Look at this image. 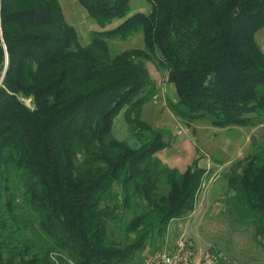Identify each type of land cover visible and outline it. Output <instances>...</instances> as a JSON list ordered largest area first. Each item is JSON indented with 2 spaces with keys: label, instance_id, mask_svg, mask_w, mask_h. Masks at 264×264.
Returning <instances> with one entry per match:
<instances>
[{
  "label": "trees",
  "instance_id": "obj_1",
  "mask_svg": "<svg viewBox=\"0 0 264 264\" xmlns=\"http://www.w3.org/2000/svg\"><path fill=\"white\" fill-rule=\"evenodd\" d=\"M132 1L78 0L99 26L83 45L59 0H0V264H55L54 251L140 264L195 211L209 170L159 157L169 130L142 118L157 94L147 62L166 71L169 107L187 123H263L264 0ZM136 30L145 46L113 55L106 39ZM123 109L137 145L114 133ZM227 175L236 222L264 246V150Z\"/></svg>",
  "mask_w": 264,
  "mask_h": 264
},
{
  "label": "rangeland",
  "instance_id": "obj_2",
  "mask_svg": "<svg viewBox=\"0 0 264 264\" xmlns=\"http://www.w3.org/2000/svg\"><path fill=\"white\" fill-rule=\"evenodd\" d=\"M59 1L67 20L81 36V43H90L99 29L96 21L78 0ZM131 4L133 11H148L151 8L147 0H133ZM256 38L263 45L264 28L257 32ZM106 41L113 55L145 46L142 30H136L126 38L108 37ZM147 67L156 82L157 94L144 109L142 118L169 130L165 136L169 146L159 152V156L170 163L171 158L177 157L181 171L198 159L199 165L205 166L209 173L195 211L183 219L171 222L163 249L152 252L146 250L142 258L136 255L134 262L144 264L146 259L155 257L166 248L173 247L178 240L184 239L194 244L197 258L203 253L213 252L223 259L224 264H264V246L257 238L255 228L236 222L235 214L228 204L232 192L229 191L227 181V174L234 164L264 150V121L254 126L224 128L205 120L187 123L169 107L170 101H177V92L174 84L168 82L166 71L158 68L155 61L147 62ZM25 101L33 105L31 98ZM114 133L117 137L126 134L122 140L129 142L130 138L131 144H138L137 140L129 137L124 109L115 117ZM252 137L256 138V144L252 143ZM111 227L110 238L119 242L121 231ZM34 253L41 255L37 249ZM50 256L55 264H74L61 252L54 251Z\"/></svg>",
  "mask_w": 264,
  "mask_h": 264
},
{
  "label": "built area",
  "instance_id": "obj_3",
  "mask_svg": "<svg viewBox=\"0 0 264 264\" xmlns=\"http://www.w3.org/2000/svg\"><path fill=\"white\" fill-rule=\"evenodd\" d=\"M222 261L213 252L203 253L197 258L194 244L190 240L180 239L173 247L146 259L144 264H223Z\"/></svg>",
  "mask_w": 264,
  "mask_h": 264
},
{
  "label": "crops",
  "instance_id": "obj_4",
  "mask_svg": "<svg viewBox=\"0 0 264 264\" xmlns=\"http://www.w3.org/2000/svg\"><path fill=\"white\" fill-rule=\"evenodd\" d=\"M149 103H152L151 101H149V102H147L146 104H145V106H144V109L146 108V106L149 104ZM155 104V103H154ZM144 109H143V111H144ZM172 111V110H171ZM125 119V118H124ZM200 121V120H199ZM115 122V121H114ZM151 123V122H150ZM126 128H127V126H126ZM221 128V127H220ZM126 133V132H125ZM126 137V134L123 136V137H119L118 136V138L119 139H121L122 140V138H125ZM129 137H133L131 134H130V136ZM134 138V137H133ZM135 139V138H134ZM136 140V139H135ZM129 143H131V140H130V138H129ZM132 145H134V144H132ZM166 149V148H165ZM164 150V149H163ZM162 150V151H163ZM161 151V152H162ZM161 159H162V157L161 156H159ZM164 162L167 164H169L171 167H177L179 170L181 169L180 168V163L178 162V158L177 157H173V158H171V163L170 162H168V161H165L164 160ZM202 166V165H201ZM202 167H205V166H202ZM197 206V205H196Z\"/></svg>",
  "mask_w": 264,
  "mask_h": 264
},
{
  "label": "water",
  "instance_id": "obj_5",
  "mask_svg": "<svg viewBox=\"0 0 264 264\" xmlns=\"http://www.w3.org/2000/svg\"><path fill=\"white\" fill-rule=\"evenodd\" d=\"M252 143H253V144H256V143H257V140H256L255 137H252Z\"/></svg>",
  "mask_w": 264,
  "mask_h": 264
}]
</instances>
